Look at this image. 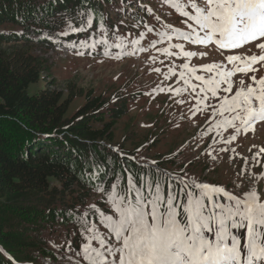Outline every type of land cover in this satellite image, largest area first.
I'll list each match as a JSON object with an SVG mask.
<instances>
[{"label":"rangeland","instance_id":"obj_1","mask_svg":"<svg viewBox=\"0 0 264 264\" xmlns=\"http://www.w3.org/2000/svg\"><path fill=\"white\" fill-rule=\"evenodd\" d=\"M94 1L103 4V11L100 14L96 11L95 15L104 18L106 14L116 23L110 36H105L102 25L95 28L94 32L98 33L93 40L96 42L92 38H81L79 47L83 50L74 51L71 44L66 46L65 37L69 34L85 35L93 31L94 28L86 31L87 27L97 23L93 17L87 20L86 26L76 28L84 29L81 31H74L68 21L57 31V38L42 33L45 34L40 35L42 41L35 40L27 45L31 53L46 61L48 71L42 73L37 82L28 85L27 94H36L47 86V82L49 87L67 94V85L72 83L76 91L82 90V94L75 95L67 116L83 104L87 92H92L105 101V107L101 109L105 121L110 118V110L115 105L124 103L126 110L114 126L115 138L110 146L113 151L119 155L125 152L138 166L156 170H160L155 167L160 159L167 160L163 174L182 186L195 180L208 184L209 193L217 186L237 196L255 191L264 201V151H261L264 149V121L244 128L241 120H232L235 113L221 108L225 99L231 102L236 91H246V85L259 90V79L264 77V62L246 65L244 61L251 55H261V51L254 44L228 55L212 48L205 50L188 45L175 48L161 36L166 28L185 26L172 7L173 0ZM41 2L45 4L47 1ZM139 5L147 13L140 23L134 22L132 17ZM116 13L123 17L122 20L117 22ZM145 24L154 31L149 33ZM141 32L143 37L139 35ZM0 34L23 35L19 26L6 23L0 25ZM99 42H103L101 44L106 46L107 52L97 51ZM117 44L120 47H116ZM22 45V42L3 43L0 47ZM85 49L93 50V53H87ZM185 51L196 55L185 57ZM230 55L238 59L230 62L227 60ZM241 68L244 71H240ZM227 71L232 75L227 83L221 84L224 76L220 72ZM229 86L233 90L225 92ZM213 88L216 96L212 95ZM226 120L231 123L226 125ZM51 186L62 188L55 180H51ZM76 195V192H67L64 202H57L55 209L44 210L50 215L42 227L22 224L27 235L35 234L41 239L46 254L42 256V251H38L35 262L26 261V264H81L78 254L82 253L83 245L90 242L93 234L88 228L98 235L108 236L101 222H106V214H114L111 201L113 197L117 198V194L105 199L99 192L92 191L82 200ZM72 202L70 209L79 214L80 223L73 214L68 217V222L62 220L60 207ZM206 205L211 212V203L206 202ZM148 208L150 211L151 205ZM240 231L244 234L246 228ZM92 246L98 247L95 242Z\"/></svg>","mask_w":264,"mask_h":264},{"label":"trees","instance_id":"obj_2","mask_svg":"<svg viewBox=\"0 0 264 264\" xmlns=\"http://www.w3.org/2000/svg\"><path fill=\"white\" fill-rule=\"evenodd\" d=\"M96 11L100 14L103 4L94 0H0V25H17L23 33L0 34V45L23 43L16 48L0 47V264L35 262L38 251L46 255L41 239L34 233L27 235L21 226L24 222L36 228L47 224L50 214L45 211L55 209L57 202H64L67 192H76L80 200L92 191L105 199L115 193L117 199L126 201L137 188L151 198L159 184L163 211L168 206V185H174L177 192L184 188L163 174L167 160L160 159L155 166L160 170H156L138 166L125 152L119 155L110 148L115 138L114 126L126 110L124 103L115 105L105 121L101 111L105 101L87 92L83 104L68 117L75 95L82 94L72 83L67 85V94L49 87L48 82L36 94L26 92L29 84L48 71L46 61L31 53L27 44L42 41L45 34L57 38V31L68 21L76 29L94 17L97 23L86 28L87 31L100 23L107 29L115 28V22L106 14L104 18L94 15ZM138 11L145 14L142 9ZM114 17L117 22L121 19L119 13ZM138 18L140 21L141 17ZM95 30L91 33L93 37L97 35ZM82 34L65 37L76 51L81 50L82 37L90 38L89 33ZM51 180L62 188L52 187ZM183 199L187 201L186 193ZM220 200L226 202L222 195ZM176 203L178 217L186 221L179 196ZM73 204L60 207L62 220L68 222L73 214L80 223L79 214L70 209Z\"/></svg>","mask_w":264,"mask_h":264},{"label":"snow or ice","instance_id":"obj_3","mask_svg":"<svg viewBox=\"0 0 264 264\" xmlns=\"http://www.w3.org/2000/svg\"><path fill=\"white\" fill-rule=\"evenodd\" d=\"M187 2L195 14H181L194 22L196 27L189 25L192 33H197L198 28L203 34L193 36L178 32L182 39L199 44L215 42L224 48L254 44L262 54L251 55L244 63L264 62V0ZM172 7L179 8V5L173 4ZM144 27L149 33L154 31L147 24ZM139 35L143 37L144 33ZM164 35L167 33H161L162 37ZM183 55L193 57L196 53L185 51ZM237 59L236 56L227 57L230 62ZM220 75L224 76V81H221L224 84L232 72H220ZM252 80L255 82L256 77L253 76ZM259 85V90L246 85V91H236L231 102L225 99L221 104L223 111L235 113L232 120H241L244 128L257 120L264 121V77L259 79ZM232 90L231 86L224 89L225 92ZM212 95L216 96L214 88ZM224 123L231 122L226 120ZM92 178H96L95 174ZM129 182L132 183L131 180ZM185 189H188L186 203L183 199ZM208 189V184L195 180L190 185L185 184L178 192L174 185L169 184L168 206L163 211L164 199L159 184H156V192L151 198H147L140 188L126 201L113 197L114 214H106V222H101L108 236L98 235L88 228V232L93 234L90 242L83 245L82 253L78 254L81 264H264V201L255 191L237 196L218 186L213 187L211 193ZM221 193L226 202L220 200ZM178 196L186 221L178 218ZM206 202L211 203L212 211L208 214ZM245 228L247 231L241 245L240 230ZM209 234L214 238H210ZM92 242L98 247L92 246Z\"/></svg>","mask_w":264,"mask_h":264}]
</instances>
